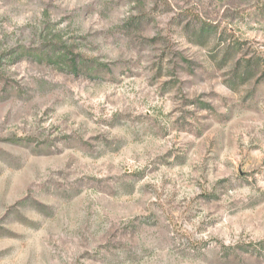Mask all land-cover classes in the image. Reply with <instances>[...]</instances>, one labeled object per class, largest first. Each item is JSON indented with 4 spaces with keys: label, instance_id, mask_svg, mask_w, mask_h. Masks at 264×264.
I'll return each instance as SVG.
<instances>
[{
    "label": "rangeland",
    "instance_id": "rangeland-1",
    "mask_svg": "<svg viewBox=\"0 0 264 264\" xmlns=\"http://www.w3.org/2000/svg\"><path fill=\"white\" fill-rule=\"evenodd\" d=\"M0 264H264V0H0Z\"/></svg>",
    "mask_w": 264,
    "mask_h": 264
}]
</instances>
